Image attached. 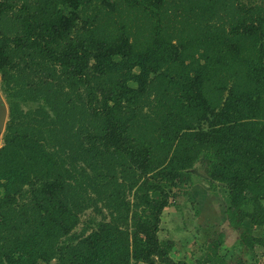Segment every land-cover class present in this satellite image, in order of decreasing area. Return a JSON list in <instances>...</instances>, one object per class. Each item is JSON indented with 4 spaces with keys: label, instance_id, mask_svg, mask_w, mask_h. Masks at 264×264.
I'll use <instances>...</instances> for the list:
<instances>
[{
    "label": "trees",
    "instance_id": "trees-1",
    "mask_svg": "<svg viewBox=\"0 0 264 264\" xmlns=\"http://www.w3.org/2000/svg\"><path fill=\"white\" fill-rule=\"evenodd\" d=\"M178 1L0 0V264H187L160 224L198 180L238 232L199 264L257 262L264 0Z\"/></svg>",
    "mask_w": 264,
    "mask_h": 264
},
{
    "label": "crops",
    "instance_id": "crops-1",
    "mask_svg": "<svg viewBox=\"0 0 264 264\" xmlns=\"http://www.w3.org/2000/svg\"><path fill=\"white\" fill-rule=\"evenodd\" d=\"M203 185V184H202ZM201 184H197L191 189L187 196L178 198L175 203L169 206L162 215V221L164 213H169L172 209L174 213L173 217H180L182 213L189 216L191 223L193 224V231H198L197 236L193 241H183L180 243L179 240L173 239V249L170 253L171 258L175 261H184L187 264H199L206 256H211L214 240H217L219 236H223L222 244L217 249V254L221 257L225 250L231 248L233 244L238 242V232H235L225 221V208L223 198L220 194L210 193L205 187L202 188ZM220 200V201H219ZM213 228L211 229V227ZM211 229V231H210ZM206 232L203 234L202 232ZM209 232V235L207 234ZM202 236L198 237L199 235ZM237 235V236H236ZM212 241H206V237ZM229 236V237H228ZM179 241V243H177ZM205 245V249L202 245ZM236 245V244H235ZM193 247H195L193 249ZM193 252L196 249V254ZM245 256H243L244 258ZM257 262L255 259H247L245 264H258L259 257L257 255ZM213 264H219L217 259H212ZM245 260V259H244ZM264 260V258H263ZM264 263V261H263Z\"/></svg>",
    "mask_w": 264,
    "mask_h": 264
},
{
    "label": "rangeland",
    "instance_id": "rangeland-1",
    "mask_svg": "<svg viewBox=\"0 0 264 264\" xmlns=\"http://www.w3.org/2000/svg\"><path fill=\"white\" fill-rule=\"evenodd\" d=\"M174 3H175V5H179V6L182 5V2H179L178 0H174ZM168 7L163 8V11L161 12L160 16L158 14L157 18L154 19V21L156 22L155 24L159 25L161 27V29L163 28V29H166L170 32L175 31L176 35H178V33L180 32V29L182 28V27H180V24H179V21H181V16H180L181 11L176 10L174 13L173 10H171V9L166 10V8H168ZM172 8H175V7H172ZM134 20H136V18ZM134 20H132L131 16H128L127 20L125 21V24H127V28L131 32H133V33L137 32L138 34L143 35V36H147L149 33L153 32V28L150 24L143 26L140 22H134ZM185 31L188 32L187 35H193L192 31H189L187 29ZM0 98L3 100L4 105L7 108V117H6V121H5V125H6V122L8 120V97L3 90L1 78H0ZM5 125H4V127H5ZM3 132H4V128H3V131L1 132V135H0V147L2 146V140L1 139H2ZM198 169L201 170V172H200L201 174H202V172L204 174V171H205L204 168L201 169L200 167H198ZM198 182L201 185L203 184L202 188L205 187L206 189H208V186H207L208 184L204 183L203 180H198ZM193 188H194V186L191 187V189H193ZM191 189H189L188 191H190ZM188 191L185 192L186 193L185 197L187 196ZM216 191L220 194V196L222 198H224L223 190L221 189V187L220 188L217 187ZM173 216H174V213H172V209L169 211V213H164L163 221L160 224V233H159L160 240L166 241V240L176 239V240H179L180 243L183 241H186V242L187 241H193L194 238L197 236L198 231H193L194 230L193 224L191 223L189 216H186L185 214L182 215V213L179 215L180 217H178V219L176 217H173ZM86 219H87V215H83L81 217L82 222H84ZM80 228H81V226H79L78 229H80ZM260 232H262V231H260ZM202 233L206 234L205 231ZM202 233L198 237L202 236ZM258 233L259 232H257V234ZM207 234L209 235L208 231H207ZM179 241L177 243H179ZM206 241L210 242L212 240H210V237L208 239V236H207ZM194 248L195 247H193V249ZM202 248L205 249L204 244L202 245ZM193 249L190 252L196 254V252H197L196 249L194 252H193ZM263 250H264L263 247H257L256 253L259 257L258 264H264L263 263L264 260L261 257V255L264 253Z\"/></svg>",
    "mask_w": 264,
    "mask_h": 264
},
{
    "label": "water",
    "instance_id": "water-1",
    "mask_svg": "<svg viewBox=\"0 0 264 264\" xmlns=\"http://www.w3.org/2000/svg\"><path fill=\"white\" fill-rule=\"evenodd\" d=\"M0 103H1V115H0V135H1L7 117V108L4 105V102L1 98H0Z\"/></svg>",
    "mask_w": 264,
    "mask_h": 264
},
{
    "label": "flooded vegetation",
    "instance_id": "flooded-vegetation-1",
    "mask_svg": "<svg viewBox=\"0 0 264 264\" xmlns=\"http://www.w3.org/2000/svg\"><path fill=\"white\" fill-rule=\"evenodd\" d=\"M0 115H1V103H0Z\"/></svg>",
    "mask_w": 264,
    "mask_h": 264
}]
</instances>
